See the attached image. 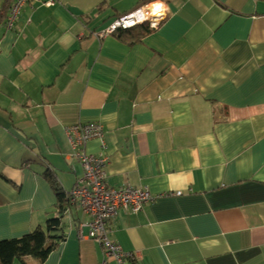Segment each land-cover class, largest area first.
<instances>
[{
	"label": "crops",
	"instance_id": "crops-1",
	"mask_svg": "<svg viewBox=\"0 0 264 264\" xmlns=\"http://www.w3.org/2000/svg\"><path fill=\"white\" fill-rule=\"evenodd\" d=\"M15 1L0 0V241L58 215L45 173L68 194L83 176L74 124L103 126L86 149L110 187L165 195L110 221L133 258L107 256L71 200L65 241L14 264H264V0H31L9 29ZM139 7L141 42L97 36Z\"/></svg>",
	"mask_w": 264,
	"mask_h": 264
},
{
	"label": "built area",
	"instance_id": "built-area-1",
	"mask_svg": "<svg viewBox=\"0 0 264 264\" xmlns=\"http://www.w3.org/2000/svg\"><path fill=\"white\" fill-rule=\"evenodd\" d=\"M30 0H16L9 9L6 26L12 29L24 6ZM54 0H49L46 5H53ZM146 12L139 9L116 20L109 29L97 34L104 38L112 34L116 29H128L150 21L149 17H141L139 14ZM147 13V12H146ZM152 23V21H151ZM68 137L73 147L72 156L82 164L84 174L79 178L72 191L71 200L77 202L81 210L91 217L88 236L101 245L106 255L122 263L128 258H133L130 253L124 252L121 247L109 238V223L118 216L119 210L128 209L133 213H139L144 205L163 197L165 194L154 196L147 187L134 188L124 185L119 188L110 187L107 184V168L110 159L88 153L86 145L94 139H103L104 128L100 123L88 122L71 125L67 129ZM176 195L179 193H168Z\"/></svg>",
	"mask_w": 264,
	"mask_h": 264
},
{
	"label": "trees",
	"instance_id": "trees-1",
	"mask_svg": "<svg viewBox=\"0 0 264 264\" xmlns=\"http://www.w3.org/2000/svg\"><path fill=\"white\" fill-rule=\"evenodd\" d=\"M10 7L11 6L8 5L4 8L2 18L6 17L8 14L7 10L10 9ZM120 17H118V19ZM153 28L151 26V21H145L128 29L120 27L110 35H114L118 38H123L125 36L127 39L125 41L133 44L141 42L147 35L151 34L154 30ZM44 177L51 184L57 197L56 208L58 210V215L48 218L45 223V228H37L20 238L0 241V264H14L15 261H23L26 257H32L39 263H43L49 257L50 253L54 251L61 242L65 241L66 234L63 218L66 211L70 210L72 206L71 194L64 191L52 173L47 172L44 174Z\"/></svg>",
	"mask_w": 264,
	"mask_h": 264
},
{
	"label": "bare ground",
	"instance_id": "bare-ground-1",
	"mask_svg": "<svg viewBox=\"0 0 264 264\" xmlns=\"http://www.w3.org/2000/svg\"><path fill=\"white\" fill-rule=\"evenodd\" d=\"M158 5H160V4H154V5H152V6L150 7L149 11L152 12L153 14H154V13H158V10H155V9H154V7H157ZM157 8H159V7H157ZM154 10H155V11H154ZM139 15H140L141 17H146V16L148 15V13H146V12H142V13H140Z\"/></svg>",
	"mask_w": 264,
	"mask_h": 264
},
{
	"label": "clouds",
	"instance_id": "clouds-1",
	"mask_svg": "<svg viewBox=\"0 0 264 264\" xmlns=\"http://www.w3.org/2000/svg\"><path fill=\"white\" fill-rule=\"evenodd\" d=\"M157 7H159V8H162V7H163V5H158Z\"/></svg>",
	"mask_w": 264,
	"mask_h": 264
},
{
	"label": "rangeland",
	"instance_id": "rangeland-1",
	"mask_svg": "<svg viewBox=\"0 0 264 264\" xmlns=\"http://www.w3.org/2000/svg\"><path fill=\"white\" fill-rule=\"evenodd\" d=\"M80 163V162H79ZM81 167H82V164L80 163Z\"/></svg>",
	"mask_w": 264,
	"mask_h": 264
}]
</instances>
